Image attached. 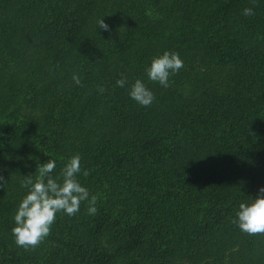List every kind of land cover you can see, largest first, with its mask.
<instances>
[{"label": "trees", "instance_id": "16d2710c", "mask_svg": "<svg viewBox=\"0 0 264 264\" xmlns=\"http://www.w3.org/2000/svg\"><path fill=\"white\" fill-rule=\"evenodd\" d=\"M165 49L184 60L167 87L145 71ZM29 148L79 153L109 195L53 224L43 255L16 244L0 188V264H264V233L232 223L264 184V0H0V172Z\"/></svg>", "mask_w": 264, "mask_h": 264}, {"label": "clouds", "instance_id": "9594fccd", "mask_svg": "<svg viewBox=\"0 0 264 264\" xmlns=\"http://www.w3.org/2000/svg\"><path fill=\"white\" fill-rule=\"evenodd\" d=\"M253 12L254 9L251 7L243 9L245 15H251ZM103 17L97 20L99 28L110 30V25ZM183 65L184 60L179 52L165 49L151 58L145 71L149 80L167 87L170 76L178 72ZM72 79L77 84L81 82L76 73H73ZM126 80L127 78L122 75L116 84L124 86ZM128 94L144 106L150 105L155 98L153 90L141 78H136L131 83ZM81 159L79 153L71 155L64 163L60 174L54 175L56 160L48 157L44 162L37 164L35 178L29 173L25 175L21 184L28 190L16 206L13 215L14 225L11 229L16 244L25 248L38 245L50 233L57 214L61 212L69 216L76 214L82 201L87 202L88 213L97 212V196L90 195L88 187L78 176L81 173ZM6 182L5 176L0 172V187ZM251 197L238 203L232 223L244 232L264 233V184L259 185L256 195Z\"/></svg>", "mask_w": 264, "mask_h": 264}, {"label": "rangeland", "instance_id": "374dc122", "mask_svg": "<svg viewBox=\"0 0 264 264\" xmlns=\"http://www.w3.org/2000/svg\"><path fill=\"white\" fill-rule=\"evenodd\" d=\"M74 132L77 135H81V136L91 135V133H89V129H85L84 126H81L79 129H77ZM19 152H22V151L19 150ZM22 153H24V154H22ZM22 153L21 154L23 156L26 155V154H29L27 159L24 157L25 161L23 163L19 162V163L14 164L13 163L14 158L8 160L7 170H9L12 173V175L11 176H9V175L5 176L7 182H6V184L3 185V187H0L4 191V195H3V197H4L3 198V201H4L3 202V210H5L6 220L9 221V225L11 226V228L14 225L13 215H14L16 206H17L19 200L22 198V196L28 190L26 187L22 186V184H20L19 182L16 185L17 176L19 177V175L21 174V171H23L22 174H21V177L26 175L28 172H29V174L32 173V174L35 175L34 171H35L36 166H37V164H35V163H36V160L38 158V153L36 152L35 148H29V150H25ZM61 157H63V156H60L59 158H61ZM60 162H61L60 164H58V162H56V167L53 170V174L54 175H59L64 163H66L65 160L64 161H60ZM10 178H12V179H10ZM80 180L82 182V179H80ZM99 192H100V194L102 196H104V195L108 196L109 195V193H108V191L106 189H102V190L99 189ZM99 192L97 191L96 195H98ZM124 197H127V196L124 195ZM115 199H116V197H115ZM129 200H130V198H129ZM85 206H86V201H82L81 205H80V210H79V212H77V214H79V215H78V218L76 220L80 224L83 223V222H84V224L87 223L89 216H92V215L96 214V213L95 214L88 213L87 210H86L87 208ZM9 214H11V215H9ZM70 217H73V216L72 215L69 216V215H67L66 213H63V212L58 213L53 224L55 225V223L60 222L63 219L70 218ZM11 228H10V233H12ZM53 228L54 227L52 226L51 227V231H50V233L48 235L52 234ZM81 233H82V230H81V228L79 226V227L76 228L75 235H80ZM48 235L38 244V246H36V249L39 250L41 252V254H43V255H44V253L47 252V248L49 247L45 243V241L48 240V238H49Z\"/></svg>", "mask_w": 264, "mask_h": 264}]
</instances>
